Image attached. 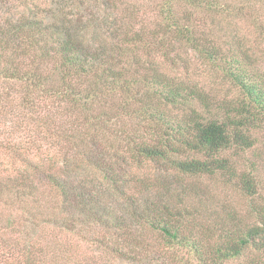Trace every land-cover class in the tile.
Segmentation results:
<instances>
[{
	"label": "trees",
	"instance_id": "1",
	"mask_svg": "<svg viewBox=\"0 0 264 264\" xmlns=\"http://www.w3.org/2000/svg\"><path fill=\"white\" fill-rule=\"evenodd\" d=\"M219 3L161 0L142 27L122 0H0V128L29 135L0 134V264H155L175 248L193 264H264V204L250 224L229 214L205 245L217 227L173 187L223 173L257 195L225 154L254 146L264 77L210 39L201 14L227 17ZM193 51L240 94L227 122L225 98L193 78Z\"/></svg>",
	"mask_w": 264,
	"mask_h": 264
},
{
	"label": "rangeland",
	"instance_id": "2",
	"mask_svg": "<svg viewBox=\"0 0 264 264\" xmlns=\"http://www.w3.org/2000/svg\"><path fill=\"white\" fill-rule=\"evenodd\" d=\"M45 1V0H44ZM121 1V0H120ZM128 7H134L140 9L143 13L142 20L138 24L139 26L146 27L152 21H154V14L152 10L161 4V0H122ZM220 5L225 10V6L230 4L227 17L218 16L212 20V16L208 13H202L201 17L204 19V25L207 29L213 30L211 40L219 48L223 47V51L227 53L228 49L237 48V51L241 53L244 51V55L250 57V64L252 70L259 73L264 77V0H218ZM249 6L250 12L243 10L239 12V7ZM22 10V8H20ZM235 11V12H234ZM225 14V11H224ZM142 15V14H140ZM232 37V44H228L229 38ZM235 41V42H233ZM238 41V42H236ZM236 43H238L236 45ZM243 55V56H244ZM246 57V58H247ZM190 66L193 71V78L199 80L201 83L207 85V87L217 96V100L220 98L225 100V110L220 108L217 111L216 117H219V121L227 122V113H230L232 106H229L227 101L234 97L233 101L240 99L239 92L231 87L229 82L224 79V73L220 68L213 67L210 63H207L203 58H200L197 52L190 53ZM223 67H226L225 63H221ZM234 89V90H233ZM227 107V108H226ZM230 109V110H228ZM239 110H242L239 109ZM20 130L16 135L13 132L7 133L4 128H0V134L3 139L14 138L19 141L23 137L25 140L29 137L26 133H21ZM251 139L254 141V146L251 149L239 150L232 149L225 155L232 158L236 163L240 165V171L244 173H250L254 179V182L258 185L257 195L255 197H248L245 193H241L234 183H229L225 174L217 173L212 176H206L202 178H190L184 177L182 184L174 185L176 187V195L189 193L190 207H196L201 212L200 221H208L216 228L217 234L212 238L204 240L205 245L216 244V238L219 237L220 223L226 222L229 214L242 219L244 223L250 224L253 221L254 216L249 211L250 204L259 203L264 204V121L259 122L258 126L253 127L249 132ZM27 141V140H25ZM53 150H47L49 158L53 154ZM4 165V164H3ZM152 166V165H150ZM3 168V167H2ZM150 170L151 168H147ZM1 170V166H0ZM145 172L144 169L141 173ZM152 172V171H151ZM157 173V172H155ZM144 174H141L142 177ZM157 175V174H156ZM171 176L174 174L170 173ZM164 181V180H163ZM162 181V182H163ZM181 182V181H180ZM148 185L154 184V181H148ZM186 189V190H185ZM145 191V192H144ZM151 191V192H150ZM143 192L148 195L152 201L155 200V195L151 189H143ZM174 198V197H173ZM175 200V198H174ZM176 202V201H175ZM199 215V216H200ZM198 216V218H199ZM110 220L111 215H107ZM154 238V236H152ZM151 244L154 245V250L159 245L164 247L163 242H158L150 239ZM155 264H193L196 263L191 252L186 249L175 248L172 250H165L157 254ZM108 259V256H107ZM105 257L102 260H107ZM112 264V262L110 263ZM113 264H137V262L131 257L130 260L115 262Z\"/></svg>",
	"mask_w": 264,
	"mask_h": 264
}]
</instances>
